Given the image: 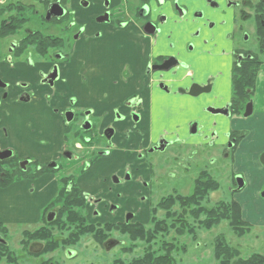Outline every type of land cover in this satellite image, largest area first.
Wrapping results in <instances>:
<instances>
[{"label": "flooded vegetation", "instance_id": "flooded-vegetation-1", "mask_svg": "<svg viewBox=\"0 0 264 264\" xmlns=\"http://www.w3.org/2000/svg\"><path fill=\"white\" fill-rule=\"evenodd\" d=\"M263 65L264 0H0V264L175 260L211 170L254 228Z\"/></svg>", "mask_w": 264, "mask_h": 264}, {"label": "rangeland", "instance_id": "rangeland-1", "mask_svg": "<svg viewBox=\"0 0 264 264\" xmlns=\"http://www.w3.org/2000/svg\"><path fill=\"white\" fill-rule=\"evenodd\" d=\"M253 42V41H251ZM228 87V82L226 84ZM226 89V88H225ZM255 101V109L258 110H264V65L262 66L261 72L258 77L257 85H256V93L253 97ZM211 117V116H210ZM214 119L217 120V129L218 134L222 136V133H224L223 126L226 123V119H223L221 116H215L210 118V124ZM209 129V128H208ZM220 160V159H219ZM228 163V162H226ZM231 164V163H229ZM230 167V166H229ZM225 168H228V166L223 167V171ZM211 170V169H210ZM213 177L218 180L220 184V190H217L216 192L212 193L208 203L205 205L203 203V206L207 208L208 210L214 209L218 205V201L224 200V201H232V197L227 191L228 184L225 181V177L221 173H217V171L211 170ZM196 174L191 176V179H189V186L186 189H183L184 196H189L191 193V190L193 188V179H195ZM251 189H255L257 191V187L250 186ZM263 200L264 199H260ZM179 208L182 206L180 204H177ZM183 208V207H182ZM245 208V206H244ZM248 208H250L248 206ZM184 210V209H183ZM244 211H248L247 208H245ZM262 212L260 215L261 218L264 219V210H261ZM177 210V214H178ZM185 212V210H184ZM188 215V214H187ZM183 215V219L185 222L188 223L189 216ZM245 215V214H244ZM163 214H161V217ZM205 214L198 216V218H193L190 220L191 224L189 225L190 228L192 227L194 229L193 235H188V232L184 233V236L180 238L178 235L182 234L178 231V229H183L184 225L178 224L177 230H176V247L177 250L180 251L178 253L177 257V263L179 264H219V259L215 251V243L216 239L220 236H225L230 242L235 246H238L241 250V258L248 259L252 255H263L264 254V228H263V221H255L256 226L254 228L248 230L247 232H233L231 227L229 226L228 221H220L218 224L213 225L209 228H202L201 221L205 220L204 218ZM248 217V216H247ZM187 223L185 225V228L187 230ZM187 234V235H186ZM241 234V235H240ZM237 235V236H236ZM239 235V236H238ZM239 237V238H238ZM183 247L187 248V253L184 254Z\"/></svg>", "mask_w": 264, "mask_h": 264}, {"label": "trees", "instance_id": "trees-1", "mask_svg": "<svg viewBox=\"0 0 264 264\" xmlns=\"http://www.w3.org/2000/svg\"><path fill=\"white\" fill-rule=\"evenodd\" d=\"M196 186L194 188L193 194L189 197L184 198L182 201L183 206H186L191 209L192 218H198L201 213L205 216V220L201 221L202 228H209L215 224H218L220 221H228L232 230L237 232H247L251 229V226L245 228V222L242 220L241 208L238 205L220 203L216 208L208 210L203 206V200L210 195L211 193L218 190V184L214 180H210L207 184H204L203 188ZM187 208V209H188ZM218 243V239L216 240ZM216 254L218 259L220 258L219 264H264L263 255H252L248 259L241 258V252L238 249L225 245L223 249L216 247ZM155 264V263H153ZM161 264H179L177 260H171L167 263Z\"/></svg>", "mask_w": 264, "mask_h": 264}, {"label": "crops", "instance_id": "crops-1", "mask_svg": "<svg viewBox=\"0 0 264 264\" xmlns=\"http://www.w3.org/2000/svg\"><path fill=\"white\" fill-rule=\"evenodd\" d=\"M264 112V110H260V113ZM255 123V131H252L250 136L246 139V141L243 143L241 148V154H248L252 158H257L263 151H264V118L259 117L254 121ZM236 129L235 125L233 123L228 124L226 122L225 128H223L222 131H226L228 129ZM256 177H259L258 184L255 185L257 187V191L260 189L262 184L264 183V169L259 168L256 164ZM255 193L257 191L254 189ZM254 200L256 201L253 206H251V212L255 216V218H258L257 221H263L264 219L261 218L262 216L260 213L261 210H264V201L260 200L256 194L253 195Z\"/></svg>", "mask_w": 264, "mask_h": 264}, {"label": "water", "instance_id": "water-1", "mask_svg": "<svg viewBox=\"0 0 264 264\" xmlns=\"http://www.w3.org/2000/svg\"><path fill=\"white\" fill-rule=\"evenodd\" d=\"M251 106H252V104H249L247 110H249V108H250ZM249 114H250V112L246 113V116H248Z\"/></svg>", "mask_w": 264, "mask_h": 264}]
</instances>
